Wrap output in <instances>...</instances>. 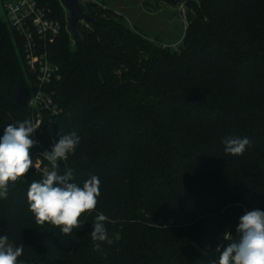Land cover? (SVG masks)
I'll use <instances>...</instances> for the list:
<instances>
[{
	"label": "trees",
	"instance_id": "trees-1",
	"mask_svg": "<svg viewBox=\"0 0 264 264\" xmlns=\"http://www.w3.org/2000/svg\"><path fill=\"white\" fill-rule=\"evenodd\" d=\"M44 2L62 27L51 48L56 141L80 137L58 171L81 187L97 176L100 196L63 234L29 210L30 184L45 175L18 178L0 199V235L23 247L17 264H218L239 217L264 211V0H199L177 49L91 0L82 7L94 20L76 37L60 1ZM34 79L0 16V138L29 120ZM229 137L250 140L242 155L224 151ZM99 214L111 245L91 237Z\"/></svg>",
	"mask_w": 264,
	"mask_h": 264
},
{
	"label": "clouds",
	"instance_id": "clouds-1",
	"mask_svg": "<svg viewBox=\"0 0 264 264\" xmlns=\"http://www.w3.org/2000/svg\"><path fill=\"white\" fill-rule=\"evenodd\" d=\"M37 129L31 120L8 124L0 138V199H7L9 182L25 176L34 167L30 149L35 141L30 137ZM80 137L75 133L60 136L51 151L42 153L52 170L45 173L42 181H34L27 192L29 210L39 225L49 223L59 227L63 234H71L81 227L82 214L94 210L100 196V180L93 175L83 186L70 182L73 172L60 174L58 161L67 158L79 144ZM224 151L231 155H242L250 144L248 138L229 137L223 141ZM107 217L99 214L93 226V241L113 243L108 237L104 222ZM239 238L226 246L218 245V264H264V211L248 210L239 217L236 226ZM100 250V244L95 245ZM23 254V247H14L7 235H0V264H17Z\"/></svg>",
	"mask_w": 264,
	"mask_h": 264
},
{
	"label": "built area",
	"instance_id": "built-area-1",
	"mask_svg": "<svg viewBox=\"0 0 264 264\" xmlns=\"http://www.w3.org/2000/svg\"><path fill=\"white\" fill-rule=\"evenodd\" d=\"M0 4L5 13V21L24 40L26 63L30 72L35 75L29 101V120L37 127L31 136L36 142L30 149L34 163L31 169L45 175L52 170V165L42 153L49 151L46 143L51 150L58 138L54 128L61 112L54 98V85L62 80V72L53 59L51 48L62 27L44 0H0ZM196 4L199 5V0H179L177 4L179 18L186 29L190 25V14ZM44 122H47V128L42 131ZM65 160L58 161V166Z\"/></svg>",
	"mask_w": 264,
	"mask_h": 264
},
{
	"label": "rangeland",
	"instance_id": "rangeland-1",
	"mask_svg": "<svg viewBox=\"0 0 264 264\" xmlns=\"http://www.w3.org/2000/svg\"><path fill=\"white\" fill-rule=\"evenodd\" d=\"M85 2L81 0L82 4ZM143 2V0H110L109 6L121 14L129 26L139 28L152 40H158L171 49H177L182 44L186 31L185 24L178 15V5L171 2L161 3L162 6L155 9L156 0H147L145 5ZM152 6H154L152 11L146 10L148 9L146 7ZM65 11L69 15L66 9ZM0 16L5 20L1 4Z\"/></svg>",
	"mask_w": 264,
	"mask_h": 264
},
{
	"label": "water",
	"instance_id": "water-1",
	"mask_svg": "<svg viewBox=\"0 0 264 264\" xmlns=\"http://www.w3.org/2000/svg\"><path fill=\"white\" fill-rule=\"evenodd\" d=\"M62 6L69 13V30L74 36H79V24L82 22L93 21L94 18L88 15L80 2V0H59ZM173 4H178L179 0H169ZM14 185V182H9L8 189Z\"/></svg>",
	"mask_w": 264,
	"mask_h": 264
},
{
	"label": "crops",
	"instance_id": "crops-1",
	"mask_svg": "<svg viewBox=\"0 0 264 264\" xmlns=\"http://www.w3.org/2000/svg\"><path fill=\"white\" fill-rule=\"evenodd\" d=\"M95 2L99 3V4H103L105 7H110L109 5V1L110 0H102L101 2H98L96 0H94ZM161 3H157L156 6L159 8L161 7L162 5H160ZM165 45V44H164Z\"/></svg>",
	"mask_w": 264,
	"mask_h": 264
}]
</instances>
